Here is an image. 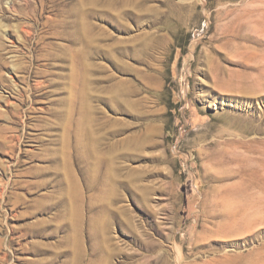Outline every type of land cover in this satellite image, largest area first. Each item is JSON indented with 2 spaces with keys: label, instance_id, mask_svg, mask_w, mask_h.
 I'll use <instances>...</instances> for the list:
<instances>
[{
  "label": "rangeland",
  "instance_id": "374dc122",
  "mask_svg": "<svg viewBox=\"0 0 264 264\" xmlns=\"http://www.w3.org/2000/svg\"><path fill=\"white\" fill-rule=\"evenodd\" d=\"M261 152L264 0H0V264H264Z\"/></svg>",
  "mask_w": 264,
  "mask_h": 264
},
{
  "label": "bare ground",
  "instance_id": "6f19581e",
  "mask_svg": "<svg viewBox=\"0 0 264 264\" xmlns=\"http://www.w3.org/2000/svg\"><path fill=\"white\" fill-rule=\"evenodd\" d=\"M231 101H232V100H231ZM231 103H232V102H231ZM234 103H235V102H234ZM235 105H237V106H238V107H236V108H237V110H240V108H241V107L239 106L240 104H239V103H237V104H235ZM237 122H238V121H237ZM238 123H239V122H238ZM232 125H237V123L233 122V123H232ZM211 128H212V127H211ZM261 153H262V154H264V152H261Z\"/></svg>",
  "mask_w": 264,
  "mask_h": 264
}]
</instances>
